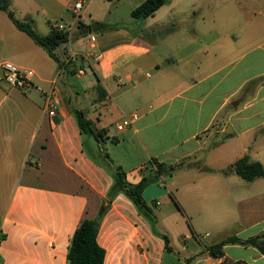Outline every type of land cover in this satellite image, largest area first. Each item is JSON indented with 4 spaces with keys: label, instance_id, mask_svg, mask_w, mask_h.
<instances>
[{
    "label": "crops",
    "instance_id": "0c3cea01",
    "mask_svg": "<svg viewBox=\"0 0 264 264\" xmlns=\"http://www.w3.org/2000/svg\"><path fill=\"white\" fill-rule=\"evenodd\" d=\"M9 1L36 32L39 17L47 23L43 36L73 22L76 0ZM82 1L78 23L126 29L78 37L75 28L55 51L62 68L0 11V77L3 63L33 73L25 90L0 81V264H66L84 217L98 220L103 264H264L250 245L226 244L218 257L207 250L264 232V177L223 174L244 156L264 167V0H165L142 22L131 11L146 0ZM162 12L159 22H171L174 37L190 36L163 56L128 27L147 28ZM218 28L231 32L213 39ZM73 109L103 131L99 141L89 136L96 156ZM132 113L133 127L117 131ZM102 154L131 184L153 176V162L184 163L142 192L157 233L123 194L108 201L112 177Z\"/></svg>",
    "mask_w": 264,
    "mask_h": 264
},
{
    "label": "trees",
    "instance_id": "16d2710c",
    "mask_svg": "<svg viewBox=\"0 0 264 264\" xmlns=\"http://www.w3.org/2000/svg\"><path fill=\"white\" fill-rule=\"evenodd\" d=\"M164 3L165 0H146L131 11V16L134 20H144L152 16L162 5H164ZM0 11L5 13L8 20L18 31L24 33L36 46L45 51L46 54L58 64L59 68L64 66L55 51L60 46L68 43L67 34L65 32L50 26L49 33L47 35L43 36L38 34L31 19L20 20L15 17L13 11L10 9L9 0H0ZM111 29H126V25L116 24L107 28L104 24L98 22H94L89 25L78 23L75 35L78 37L87 36L92 33L109 31ZM72 112L82 134L93 137L96 141H99L102 138L103 131L96 130L93 123L86 119L80 110L73 109ZM100 157L102 164L108 169L112 177V185L107 194L108 201L112 200L118 194H123L133 203L137 212L149 222L152 231L157 233L156 218L152 209L143 200L142 192L147 185L155 182L157 177L171 176L175 171L183 167L184 163L182 162L176 166L166 167L162 164L153 162L152 164L155 168L154 175L151 177H142L137 184H131L126 180V175L122 169L118 166H114L112 160L107 154H102ZM194 166V164H186V167ZM227 173H233L241 179L250 182L256 178L264 177V167L258 162H249L248 157L244 156L223 172V174ZM103 211L104 209L101 210V213H103ZM97 231V219L84 217L81 220L80 224L70 238L66 264H103L104 251L96 242ZM161 236L167 246L168 238L163 234ZM3 238L4 236L0 232V241L3 240ZM263 238L264 232L259 236L249 238L245 241H241L236 237H229L216 245L208 247L207 250L212 257H218L222 254L221 249L224 245L240 244L254 246L264 254V245L261 241ZM167 250L170 249L167 248Z\"/></svg>",
    "mask_w": 264,
    "mask_h": 264
},
{
    "label": "rangeland",
    "instance_id": "374dc122",
    "mask_svg": "<svg viewBox=\"0 0 264 264\" xmlns=\"http://www.w3.org/2000/svg\"><path fill=\"white\" fill-rule=\"evenodd\" d=\"M10 9L12 10L11 6ZM13 11V10H12ZM14 15L17 19H21L19 16L18 12H14ZM164 12L162 13H158L156 14L155 19H148V22L145 24V26L147 28H144L143 25H133V26H128L130 30H133L139 37H141L142 39H144L145 41H147V43H149L153 49L154 54L156 55H166V54H170L173 52V49L175 47V45L178 43V40L180 41V39H185V38H189L190 36L188 34H181V35H177V37H174V26L171 22H167L165 20H162V22H159V18L161 15H163ZM167 16H172V12H168L166 13ZM4 16V15H3ZM5 20H8L5 16H4ZM143 20H140V22H142ZM10 21L8 20V23ZM60 24H64L63 22H59ZM37 33H39L38 31H43V29L48 28L47 23H45V21H43V19L41 17L38 18V24H37ZM36 30V28H35ZM228 32H231V30H227V29H216L213 32V39H215L216 33H218V35H221L223 33V35L228 34ZM40 34V33H39ZM227 41H232L234 39H231L230 37L227 36V38L225 39ZM73 49V48H72ZM74 49L76 51H81L80 48L77 45H74ZM60 50L57 51V53ZM74 51V50H72ZM75 52V51H74ZM76 53V52H75ZM172 68L174 69V66L172 65L168 70L171 71ZM85 142L87 144V149L88 144H89V136L85 135ZM89 152L96 156V154L92 151V149H88ZM101 163V157H99L98 159ZM166 178V176H164Z\"/></svg>",
    "mask_w": 264,
    "mask_h": 264
},
{
    "label": "built area",
    "instance_id": "2783aa9c",
    "mask_svg": "<svg viewBox=\"0 0 264 264\" xmlns=\"http://www.w3.org/2000/svg\"><path fill=\"white\" fill-rule=\"evenodd\" d=\"M84 1L82 0H76L73 2L71 10L73 13V22L69 23L67 25L64 24H58L55 26L60 31H63L67 34L68 41L71 39L74 29L76 28V25L78 23V18L80 16V12L84 8ZM67 59L70 61L76 57L74 53L67 54ZM2 69V76L0 77V81L4 80L11 88L18 89V90H25L32 86V71L29 70H20L17 67L13 66L9 63H3L1 64ZM78 75L83 74V69L79 68L77 70ZM52 91L47 94L46 97V103L52 108V110L49 112V115L54 114L55 105L52 100ZM137 119V114L132 113L126 117H124L122 120H120L116 125L115 128L117 131L122 132L126 129H130L133 127V124L135 120Z\"/></svg>",
    "mask_w": 264,
    "mask_h": 264
}]
</instances>
